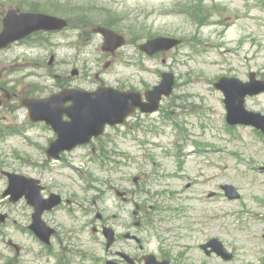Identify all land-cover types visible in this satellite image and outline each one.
<instances>
[{
  "label": "rangeland",
  "instance_id": "374dc122",
  "mask_svg": "<svg viewBox=\"0 0 264 264\" xmlns=\"http://www.w3.org/2000/svg\"><path fill=\"white\" fill-rule=\"evenodd\" d=\"M15 4L42 7L70 19V27L53 38L54 43L61 40L59 47L0 51V77L23 96L31 91L47 96L69 81L84 88L103 83L144 91L158 82L163 70L175 73L176 85L173 96L163 101L171 114L137 112L126 125L107 128L103 141L115 151V162L107 168L97 163L90 147L66 155L71 165L81 166L79 170L59 163L43 167L51 138L43 125H30L26 135L17 133L0 142V167L35 176L45 171V183L65 195L71 193L77 203L69 212L60 209L45 218L58 230L52 249H46L27 230L31 209L25 201L2 198L7 184L0 173V211L9 214L8 221L0 223V264H106L114 254L106 250L102 233L87 224L95 220L96 198L101 201L95 207L119 236L132 232L143 241L141 250L135 241L120 238L112 251L134 257L154 253L159 258L166 252L174 264H259L264 259V175L251 165H264V142L250 128H236V141L224 132L226 109L213 82L222 73L241 78L251 70L264 74V0H0L1 14ZM113 20L115 29L127 37L115 55L102 50V37L92 31ZM155 36L180 38L183 43L154 57L140 52V44ZM50 50L55 54L53 65ZM163 59L168 62L163 64ZM74 69L79 76H72ZM93 77L96 83L90 82ZM255 101L264 109V96ZM15 107L17 124L27 121V110L19 103ZM194 145L224 149V160L212 157L221 168L207 166L192 153L206 155ZM182 161L188 179L165 175L175 172ZM108 175L143 204V214L134 216V205H122L109 190L100 196ZM136 176L141 177L144 192L134 184ZM221 183L238 187L242 199L206 201ZM165 187L166 192L156 194ZM137 219L142 221L138 228ZM157 232L164 242L161 249ZM210 237L220 238L236 253L235 259L206 256L200 245Z\"/></svg>",
  "mask_w": 264,
  "mask_h": 264
},
{
  "label": "water",
  "instance_id": "95a60500",
  "mask_svg": "<svg viewBox=\"0 0 264 264\" xmlns=\"http://www.w3.org/2000/svg\"><path fill=\"white\" fill-rule=\"evenodd\" d=\"M40 22L46 28H62L67 21L51 16L21 13L16 15L9 11L4 20V30L0 34V47L7 45L16 38L22 37L33 29L34 25ZM37 27H41L38 25ZM36 27V28H37ZM105 36L104 49L115 51L116 48L125 43L122 35L107 27L96 29ZM180 43V40L169 37H157L144 43L141 48L148 53L169 49ZM75 73V72H74ZM174 81L172 74H165L164 81L155 91L148 96L150 103L142 102L140 94L134 91H121L113 87L100 86L92 92H85L78 89H64L46 98H26L23 104L28 106L33 120H47L58 132V139L52 142L49 151L50 155H58L62 150L71 149L79 143L90 141L93 135L99 136L104 132L105 125L124 122L130 112H134L137 106H142L145 111H153L158 107L159 93L170 92ZM264 89V86L254 88L252 93ZM149 94V93H148ZM132 100L130 102L129 100ZM71 100L70 106H65ZM231 111V122L253 123L264 128L263 121L258 117L246 115L228 106ZM64 115L70 117L64 120ZM238 116V119L235 117ZM36 180L27 179L24 176H15L11 179L10 186L4 193L12 194L11 200L17 201L23 195L36 207L34 223L32 228L45 241H49L54 229L50 228L41 218L45 209H51L60 202V199L44 200L40 194V186ZM234 187L227 186V192L232 193ZM5 215L0 214V220L4 221ZM109 239V245L114 241V232L110 228L105 229ZM213 249L224 258H231L223 244L214 239L211 244ZM206 247V246H205ZM133 262L129 257H127ZM146 264H169L168 260L157 261L153 255L146 256Z\"/></svg>",
  "mask_w": 264,
  "mask_h": 264
},
{
  "label": "flooded vegetation",
  "instance_id": "af4514ba",
  "mask_svg": "<svg viewBox=\"0 0 264 264\" xmlns=\"http://www.w3.org/2000/svg\"><path fill=\"white\" fill-rule=\"evenodd\" d=\"M53 34H56V33H54V32H52ZM51 33V34H52ZM41 34H47V32H44V31H38V32H35V33H33L32 35H30V36H28L27 38H25V39H23V40H21V41H19V42H17L16 44H18V45H20V44H27V43H32V42H34L35 43V41H38V38H39V36L41 35ZM253 71H255L256 72V74H255V76L253 75V77H257V78H260V79H264V74H262L259 70H253ZM264 72V71H263ZM237 77V76H236ZM240 78V77H239ZM242 80H244V81H247L248 79H249V76H247L246 78H241ZM5 89H7V90H10V92L8 93V94H6L5 93ZM12 88H10L8 85H7V83L5 82V81H3L2 80V78L0 77V99H1V106H0V109H1V111H0V121H3L4 123H6V124H8V125H10L11 124V115H13L12 114V111L14 110V105H13V103L20 97V96H22V94L21 93H18L17 91H14V92H12ZM262 95H264V93L262 94ZM261 95V96H262ZM172 97V96H171ZM171 97H169V98H171ZM176 97V96H175ZM258 97H260V96H256V95H254V96H251V95H246L245 96V99H244V106H245V108L247 109V110H251V111H257V112H261V113H263L262 111L264 110V109H260L259 107H261V106H259L257 103H256V101H255V99H257ZM261 108H263V107H261ZM168 109H169V107L167 108V107H165V106H163V101H162V105H161V107H160V110H159V112L158 113H166L167 111H168ZM93 152L94 153H96L97 152V147H93ZM62 157H63V155H62ZM182 163H183V161L181 162V164L178 166V171L179 172H170L169 174H165L167 177H169V178H171V179H175V180H182V181H184L185 179H188V176H187V173L186 174H184L185 172H184V170H183V167H182ZM181 170V171H180ZM125 179V178H124ZM135 181V183H136V185L137 186H139V188H138V190L140 191V192H144L145 191V187L143 186V185H141V177H138L137 179H135L134 180ZM190 185V184H189ZM42 186L44 187V192H46L47 191V193L48 192H50L49 190L50 189H48V187L45 185V184H43L42 183ZM119 186V188L121 189V191H122V193H124L125 195H124V197H122V199H123V201H124V203H128V200H129V191H127V189L125 188V187H123V186H121V185H118ZM113 187H116V185H114L113 183L110 185V189H113ZM187 188H188V186H187ZM165 189L166 190H162V191H159V192H162V193H164V192H166L167 190H168V188L167 187H165ZM170 192V191H169ZM208 195L210 196V197H213V198H215V197H217L218 195L220 196V197H222V198H224L225 197V195H224V191H223V188H222V183L221 184H219L217 187H215L214 189H211L210 190V192L208 193ZM68 200V202L69 203H73V200H72V198H67ZM94 203L96 204V201L94 200ZM142 209H143V206H142V204H138V210H139V213L142 211ZM143 211H144V209H143ZM143 211L141 212L142 214H143ZM99 214H97V216H98ZM101 217V218H100ZM99 218V220H104V217H102V216H100ZM94 230L95 231H97V228L96 227H94ZM110 253H112V252H110ZM163 253H165V254H163L162 255V258L164 259V258H170V256H169V254H167L166 252H163ZM120 263V261H118V264Z\"/></svg>",
  "mask_w": 264,
  "mask_h": 264
},
{
  "label": "trees",
  "instance_id": "16d2710c",
  "mask_svg": "<svg viewBox=\"0 0 264 264\" xmlns=\"http://www.w3.org/2000/svg\"><path fill=\"white\" fill-rule=\"evenodd\" d=\"M114 21H115V20L110 21V22H108V24L111 25V26H115L116 23H115Z\"/></svg>",
  "mask_w": 264,
  "mask_h": 264
}]
</instances>
